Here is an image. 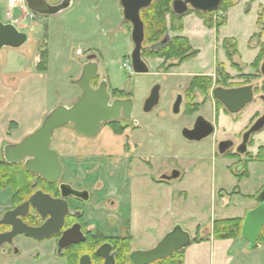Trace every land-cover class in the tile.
<instances>
[{
    "label": "flooded vegetation",
    "instance_id": "obj_1",
    "mask_svg": "<svg viewBox=\"0 0 264 264\" xmlns=\"http://www.w3.org/2000/svg\"><path fill=\"white\" fill-rule=\"evenodd\" d=\"M58 1L59 0H53L52 2L55 3ZM6 8L7 16L10 19L7 18V22L0 20L4 23H12L16 26V22L11 18L14 15H17L18 12L9 4ZM124 21L127 22L125 18ZM127 23L130 25L129 27L132 33V24L129 21ZM16 28L25 32L27 29H20L17 26ZM174 36L184 35L177 34ZM171 37L173 36L168 35L163 40V42H165L163 44H166ZM155 48H157L156 45ZM219 51H216L217 56L215 58L216 61L213 74L188 73L189 75H185L191 77L187 85L184 86L181 82L180 84L174 83V86L178 91L172 103L174 104L179 94L182 95L183 101L179 114L183 113V117L189 122V125H187V122L181 124L180 127V135L184 139L186 138L183 136V129H193L199 116H203L213 127L212 132L203 138L206 139L214 134L216 124L219 125L221 119L225 118V116L233 123H236L241 119V111L247 105L254 102L261 104L259 108H256L248 115V120L244 127L237 133V138H228L219 144H217V142L213 143L209 149L213 154L212 161L214 162L215 158L217 160L219 159L217 158V155L222 157L220 158V161L225 163L223 168L227 169V171L224 172L233 176V179L235 180V184L231 190L221 187L217 192V197H228L230 202L237 197L243 199L247 204L243 210L244 216L234 217H241L244 220L245 215L249 210L259 206L260 201L258 196L264 190V121H261L264 117V74L261 70L264 57L260 61L259 66L256 67L254 66V62L259 55L260 47L259 52L250 64H244L241 62L239 49L237 54L229 57L223 46V42ZM220 53L222 54V58H219ZM130 56L129 59H131ZM144 59L146 61V58ZM161 59H163V61L160 66H162L165 61L164 58ZM175 62H177V60L169 61V63ZM181 65L174 66L173 68H179ZM247 68L254 69L256 72L245 73L242 71ZM172 74L175 73H170L169 75ZM175 75L181 76L184 74ZM195 76H211L213 77V84L209 89L207 96L200 93L198 90L195 91L194 101L191 103H198L200 106L198 110L192 114H188L186 110L191 99L188 90L192 79ZM101 79L102 77H99L98 75L93 79L92 85L97 87ZM107 84L112 100L117 98L132 99L133 91L120 89L123 90L127 96H115L112 93V89L119 88L111 87L108 81ZM249 85L252 86L253 98L238 112L231 111V108H237L238 102L240 101L239 95L225 94L224 102L218 100L213 94V91L217 87L225 90H232ZM161 88L162 86L160 85V97ZM210 100L213 101V105H211V103L208 105ZM210 106L214 109L213 120L209 118ZM201 108L208 111V114H204L202 110H200ZM144 112L146 111L144 110ZM127 120L130 121V124ZM113 122L119 123L123 130L121 132L117 131L116 127L112 125ZM260 122H262V127L248 134L250 129ZM103 126H108L115 135L121 137L123 140V152L100 153L94 155V158L91 160L77 158L71 161L63 160L58 153L60 163L63 167V171L58 181L44 179L41 175L28 170L22 162L15 163L7 161L3 158L1 152L0 171L20 173L17 175H20L22 178L18 181L13 179V176L15 175H0V264H120L121 255L123 254L125 246L116 243L113 239L118 237L123 238L128 234L131 236V241L130 249L125 252V257L128 261L126 264H133L129 258L132 252L137 250H148L134 247L133 237L128 223H125L127 229L124 234L121 235L117 233L119 225L115 224L116 217L113 212V196L121 193H128L130 190V180L126 181L124 185H120V183L118 184V181L117 185H119V187L115 186V182L118 180L119 176H122V174H129L128 176L130 179L132 177H140L144 175L142 172L144 171V167L150 170L148 174L154 183H170L173 180L179 179L182 173L179 171L180 176L172 179H164L163 176H171L172 171L174 170L165 172L162 175H155L156 163H158L156 160L160 158L159 155L168 156V154L158 146L156 138L158 133H153L146 128H142L138 119L133 115V111L131 118L121 115L116 120L104 123ZM100 131L93 137H97ZM145 132L151 135H146ZM188 141L193 142L196 140ZM51 148L53 147L51 146ZM233 160H235V162H232ZM72 162L74 163L72 166L73 169L69 171V167H71L70 163ZM234 163H237V169H233ZM100 168L102 169V172L104 170L103 173L106 174L105 177L101 178L98 174ZM153 171L154 173L152 174ZM246 181H250L252 184V189L249 192L244 189ZM146 186L147 188H151V185ZM72 191H77V194H73ZM37 192L40 193L36 200L40 210H38V207L31 201V198L36 195ZM227 206H229V204H227ZM234 206H237V204H234ZM50 208H52L53 213L49 211ZM117 212H119V210ZM215 220L219 219H214L208 226L211 228L210 233ZM43 226H45V229L38 235L40 238L28 235L21 231L23 227L41 228ZM263 232L264 226L261 229L260 237L257 241V248H262V245L264 244V240H262ZM238 238L242 239L241 231ZM102 246H104L103 249H101L102 254H104L103 257L97 254L98 249ZM176 252L178 251H175L174 253ZM158 261L159 260H156L150 264H157Z\"/></svg>",
    "mask_w": 264,
    "mask_h": 264
},
{
    "label": "rangeland",
    "instance_id": "obj_2",
    "mask_svg": "<svg viewBox=\"0 0 264 264\" xmlns=\"http://www.w3.org/2000/svg\"><path fill=\"white\" fill-rule=\"evenodd\" d=\"M49 1L52 2L53 0ZM255 1L256 2L252 4L253 8L251 11V3H249L250 12H246L248 4L245 5L243 0L239 3L237 1L232 12L230 23L227 24V26L224 25L221 30L222 36H236L238 40V49L242 55L245 54L244 59L246 61H250L251 57L255 55V52L251 51L249 47L251 46L250 44H259V39L257 37L252 36L250 39V36L260 32L257 21L261 11L263 12L262 20L264 22V0ZM103 2L104 9L95 10L91 9L89 5L98 3V0H88V2L87 0L86 2L81 0L79 4L75 3V6H73L71 10L57 16L49 17H42L36 14L33 15L31 12L16 8L18 14L14 15L11 19L16 22V26L20 29L29 27L26 30L29 34V39L19 48L3 47L0 55V62H8V67L12 70H20L22 66L23 69L29 67L30 61L33 59L36 52L39 38L40 42L43 40L39 32H44L46 30L44 26L48 23L51 26L55 25L53 27L54 29L56 26L58 29H61L60 32L56 33L52 41L53 55H55L56 52L62 55L59 60L56 58L55 62L52 64L53 66L51 65L49 70L52 99L57 98L61 103L68 104L71 101V97L77 93V86L72 83V80L76 79L75 76H77L80 69L79 57L81 56L76 54L78 47L85 49L82 55H84L90 47L96 46L101 48L110 62L105 64L100 72L105 74L107 79H111V86L133 91V115L138 119L142 128H146L153 133H158L156 135L158 146L168 154V156L159 155L160 158L156 160L158 163H156L155 175L158 176L160 172V175H162L165 172L178 170L183 174L184 178L183 181H180L181 179L171 181V187L162 185L155 187V189L154 187L152 189L147 188L146 182H140L143 180L139 181L140 184L137 185L138 189L144 186L146 187L140 190L139 193L137 192V203L131 214L133 233L135 235L133 241L134 247L140 249L154 247L157 245L158 241L168 233V229L172 225H180L184 230L193 233L192 237H194V227L196 224H201L202 229V227L205 228L209 226L214 219L241 215L244 208L247 206L243 199L237 197L230 202L228 197H217V192L221 187L231 190L235 184V180L233 176L224 172L227 171V169L223 168L225 163L220 161L222 157L217 155L219 159L217 160L215 158V161H212L213 154L209 149L213 143L217 142V144H219L228 138H237V133L246 124L248 115L256 108H259L261 104L254 102L247 105L241 111V119L236 123H233L225 116V118L221 119L219 125L216 124L214 134L206 139L193 142L184 139L180 135V127L181 124H185L188 121L183 117V113L179 115H174L172 113V101L178 91L174 83L180 84L181 82L185 86L191 76H188L189 74L181 76L175 74H177V72H200L201 69L198 65L202 59H192L186 63L182 69L175 67L168 72H166L162 66H159V61L154 60L157 58L152 57L146 58L150 66L149 73H135L134 70L125 68L123 63L126 59H129V57L125 58V54L120 52V47L108 48L101 41L103 40L102 34L109 31L111 25L110 21L105 18L106 5H108V14H111V22L112 24L114 23L112 26L114 31L117 29V24L121 19L119 15L120 2L119 0L117 2H114V0H102L100 4H103ZM88 3L89 5H87ZM6 4L7 0H0V19L4 22L10 19L7 16ZM78 5L80 6L78 7ZM226 13L227 12L224 13L221 11L217 12L215 13V17H226ZM191 14H195L199 17V15L194 12ZM100 17H102L101 20ZM199 18L203 20L201 17ZM167 19L169 20V15H167ZM238 22L242 23V26H240ZM33 26L35 27L33 28ZM173 34L172 31H169V35ZM215 36L216 33L212 31L210 36H200V34H196L192 38V43L203 50V55L205 53L202 57L211 60V66L215 63V58L217 56L216 48L212 47ZM72 37H75V39L71 40ZM123 39L124 34H118L116 35L115 41L120 42L123 41ZM262 40L264 41V31L262 32L261 41ZM220 49L221 47L219 46V50ZM221 55L220 53L219 58H222ZM242 71L245 73L256 72L251 68ZM170 72L175 74L169 75ZM101 75L99 74V77H101ZM156 84L162 86L160 102L151 112L146 113L143 110L144 102L151 89ZM210 103L213 105L212 100L208 102V105ZM209 109V118L213 120L214 109L211 106ZM200 110H202L204 114H208V111H205L204 108ZM127 122L130 124L129 120H127ZM187 125H189V122ZM145 133L146 135H151L147 132ZM232 162H235V160ZM233 169H237V163L233 164ZM98 172L101 178L106 176V174L103 173L104 170L102 172L101 168ZM245 184L244 189H246L247 192L251 191L252 184L250 181H246ZM149 189L152 191H148ZM183 189L188 190L190 193V198L187 201L184 200L183 193L181 192ZM146 193H148L147 196L144 195ZM170 194H174L172 198L167 197V195L170 196ZM165 199L168 203L173 199L174 202H178V206L168 205ZM161 201L162 206L160 203ZM144 203H146V205H143ZM227 204H229V206H227ZM234 204H237V206H234ZM126 229V224L121 223L117 229V233L122 235L126 232ZM197 236H199V234ZM158 237L159 240H157ZM262 247L263 248H257L253 256H257L258 259H261L263 262L264 244ZM245 256L249 255L247 254ZM243 260L247 264H250L249 260H251V258H243Z\"/></svg>",
    "mask_w": 264,
    "mask_h": 264
},
{
    "label": "crops",
    "instance_id": "obj_3",
    "mask_svg": "<svg viewBox=\"0 0 264 264\" xmlns=\"http://www.w3.org/2000/svg\"><path fill=\"white\" fill-rule=\"evenodd\" d=\"M60 1L61 0H59L58 2ZM80 1L81 0H73V4L68 9L61 12L60 14H63L64 12L71 10L73 6H75V3L79 4ZM101 1L102 0H98V3L94 5L93 4L89 5V3L87 5H89L91 9H95V10L96 9L99 10L101 8L104 9V2L103 4H100ZM117 1L118 0H114V2ZM237 1L239 3L242 0H237ZM243 1L245 2V5L251 3L250 11L253 8L252 4L256 2L255 0H243ZM84 2H86V0H84ZM7 6H8V0L6 7ZM79 6L80 5H78V7ZM234 6L231 7L226 13V18H227V22L225 24L226 26L227 24L230 23V19L232 18V12L233 9L235 8ZM105 11H106L105 18L106 20L110 21L111 25H110V30L102 34L103 40L101 41L108 48L120 47L121 49L120 52L125 54V58H128L133 51L134 43L131 37V31L129 27L130 25L127 22H125L123 18L121 3L119 10V15L121 16L120 17L121 19L117 24V29H115L114 31L112 29L114 23L112 24L110 18L111 14H108L107 12L108 5H106ZM50 16H57V15H50ZM42 17H49V16H42ZM101 19L102 17H100V20ZM238 24L242 26V23L238 22ZM54 26L55 25L51 26L48 23L44 26L46 29V30L44 29L45 30L44 32L48 36V44H49V66L47 71L41 72L36 69L38 63L40 62V55L38 53V45L40 43V38L36 46V52L33 56V59H31L30 65L29 67H26V69H23L22 66L20 70L18 69L12 70L8 67V62H3V63L0 62V154L3 150L4 145L10 143L11 144L18 143L21 140H23L27 135L33 133L37 128H39V126L42 124L44 117L48 114L50 110H52L58 104H63L56 97H55L56 99L51 98V84H50L49 70L51 68V65L55 62L56 58L59 60L60 57H62L60 53L56 52V54L53 55L52 52L53 50L52 41L56 36V33L60 32L61 30L58 29L57 26L54 29L53 28ZM34 27L35 26H33V28ZM222 27L218 31H216L215 28L207 27L203 23V20H201L195 14H191V15L188 14L184 18L183 31L170 35V36H174L177 34L184 35L190 39V42L194 48L199 49L200 53L194 59H199V58L202 59V61L198 65L201 71L195 74H199V73L213 74L215 67V63L213 64V66H211L212 64L211 60L202 57L203 50L192 43V38L196 34H200V36H208V35L210 36L212 31H214L216 33V36L214 38L212 47L216 48V51H219V46L222 47V42L225 38H234L238 42L236 36H232V35L222 36L221 35ZM44 32L42 31L39 32V35L43 37ZM118 34H124L123 41L120 42L115 41L116 35ZM254 34L250 36V39ZM74 39L75 37L71 38V40ZM249 41H248V46H249ZM215 42H216V46H215ZM249 47L251 51L255 52V55L251 57L250 61H246L244 59L245 54L242 55L240 53L241 62L244 64H250L255 58L256 54L259 52L258 45H254L252 47L249 46ZM78 49H81L82 52H85V49H82L81 47H78ZM91 53L97 54L98 72L100 75L102 74L101 77L103 79L107 81L109 80L108 82L110 84L111 79L110 78L107 79L105 74L100 72L104 68L105 64H108L110 60L104 54L103 50L99 47L96 46L90 47V49H88L84 55ZM80 58L81 57H79V59ZM154 60L159 61L160 64L163 61V59L161 58H157ZM188 62H185L178 69H182L185 66V64ZM147 64L149 66V63ZM79 65H80V69L78 71L77 76H75V78L79 77L82 72V63L80 62ZM149 72H150V66H149ZM188 73L192 74L193 72H184V73L177 72V74L179 75L181 74L185 75ZM81 94H82V90L80 89L79 86H77V93H75L74 95L72 94L73 96L71 97V101L68 104H63V105L66 106L72 105L79 98ZM70 125H66L64 127L57 129L52 137L51 146L54 148V150H56L60 154L63 160L71 161L77 158L91 160L94 158V155L96 154L123 152V140L121 139L120 136L115 135L108 126H103L97 137H86L77 134V132H75L73 127ZM70 164L71 167H69L70 168L69 171L73 169L72 166L74 165V163L72 162ZM149 171L150 170L148 168L144 167V171H142L144 175L140 177H132L131 179L128 176L129 174L126 175L122 174V176H119L118 180L115 182V186L119 187V185H117L118 181H119L118 184L120 183V185H124L126 181L130 180L129 181L130 190L128 193H121L113 196V203H114L113 212H114V216L116 217V222H115L116 225L118 224L120 226L121 223L129 224L133 241L135 235L133 233L134 231L131 220V214L137 203L136 194L137 192L139 193L140 191V189L137 188V185H139L140 182H146V185H151V189L153 187L155 189V187L162 185L165 187H171L170 183H154L150 175L148 174ZM153 173L154 171L152 172V174ZM159 174H161V172ZM179 179H181L180 181H183L184 179L183 174H181V177ZM151 189L148 191H152ZM181 192L183 193L184 200L187 201L190 198V193L186 189L181 190ZM144 195L147 196L148 193ZM168 195L167 197L172 198L174 194H170V196ZM165 202L168 205L170 204L171 206L173 205L175 207L178 206V202H174L173 199L171 202L169 201V203L165 199ZM160 203L162 206V201ZM143 205H146V203H144ZM118 210L119 212H117ZM129 216H130V220H129ZM238 216L243 217L244 214L242 213L241 215ZM219 219H223V218H219ZM174 226L175 225L170 226L168 230L169 231L172 230ZM194 230H195L194 237H192L193 233L190 232L192 238H195L198 234L200 237H205V238L200 242H195V243L191 242V244L184 250L183 264H247L243 260V258H248V257L249 259L251 258V260H249L250 264H264V260L262 262L261 259H258L257 256L255 257L253 256V254L256 253L257 249H250L248 242L243 238L216 239L212 235H209L211 234L210 233L211 228L206 226L205 228L202 227L201 229V224H196ZM157 240H159V237ZM247 254L249 256H245Z\"/></svg>",
    "mask_w": 264,
    "mask_h": 264
},
{
    "label": "water",
    "instance_id": "obj_4",
    "mask_svg": "<svg viewBox=\"0 0 264 264\" xmlns=\"http://www.w3.org/2000/svg\"><path fill=\"white\" fill-rule=\"evenodd\" d=\"M154 0H120L123 8L124 18L132 24V41L134 48L131 53V64L135 73H148L149 66L142 55L143 42L145 39V24L141 18V10L149 7ZM222 0H173L172 10L177 15H184L190 10L198 12H213L220 8ZM27 8L41 16L58 15L68 9L73 0H61L58 3H51L48 0H26ZM29 39V34L20 31L12 23H4L0 20V52L3 47L19 48ZM157 46H160L158 44ZM98 56L95 53L88 54L80 58L82 63L81 75L72 80L82 90L79 98L70 106L58 104L44 117L42 124L33 133L27 135L23 140L14 144H6L2 150V156L9 162L24 163L28 170L41 175L44 179L58 181L63 167L60 163L59 154L51 148L54 132L66 125L71 124L78 134L93 137L98 134L104 123L116 120L121 115L131 118L133 111V101L127 99H113L108 90L107 80L101 79L94 87L92 81L99 75ZM264 74V61L261 66ZM214 96L224 101V95H239L240 101L235 109L240 111L253 98L252 86L225 90L217 87L213 91ZM160 99V85L156 84L145 101L144 110L151 111ZM183 97L179 94L173 104V113L179 114L181 111ZM225 102V101H224ZM261 121H264V117ZM262 122L254 125L248 134L262 127ZM212 124L203 116H199L193 129L184 128L183 136L188 140L199 141L212 132ZM180 176L177 170L172 171L171 176H163L164 179H172ZM77 194V191H72ZM37 192L31 201L40 210L36 202ZM40 198V197H39ZM43 199V198H42ZM259 206L249 210L243 220L241 237L245 239L250 249L258 247V238L264 226V190L259 194ZM48 201V200H47ZM53 213L52 208L49 209ZM45 229L26 228L21 231L28 235L38 237ZM192 242L190 232L184 230L180 225H175L153 248L148 250H137L130 254V261L133 264H150L156 260L171 256L175 251L186 249ZM105 246V245H104ZM100 247L97 254L101 257ZM107 264V263H106Z\"/></svg>",
    "mask_w": 264,
    "mask_h": 264
},
{
    "label": "trees",
    "instance_id": "obj_5",
    "mask_svg": "<svg viewBox=\"0 0 264 264\" xmlns=\"http://www.w3.org/2000/svg\"><path fill=\"white\" fill-rule=\"evenodd\" d=\"M172 2L173 0H154L152 4L141 10V18L145 24V39L143 42V57L148 58H156L161 57L164 58V63L162 67L166 72H168L174 66H179L183 62L196 57L199 54V50L194 49L190 41L187 37L184 36H173L171 37L166 44H163V40L169 35V31L178 32L183 31L184 29V18L186 15L191 13H196L201 17L204 21V24L209 28H215L218 31L223 25L226 24V17H215V13L217 12H228V10L233 7L237 0H222L219 10L213 12H198L190 10L188 13L184 15H177L172 10ZM249 11V4L247 5L246 12ZM262 11L258 18V25L260 28V32L253 35V37H257L259 40L258 46L260 47V52L258 57L254 62V66L258 67L260 61L264 57V41H261L262 32L264 31V22L262 20ZM167 15H169V20L167 19ZM128 22V21H127ZM42 41L38 45V53L40 55V62L38 63L36 69L41 72H45L49 66V44H48V36L46 33L43 34ZM160 44V46H157ZM155 45L157 48H155ZM162 45V46H161ZM251 47L254 46L250 44ZM223 46L226 49L229 57L234 56L238 53V42L234 38H225L223 40ZM171 60H177L175 63H169ZM218 70V68H217ZM213 77L211 76H195L192 79V82L189 86V96L191 97L190 103L187 105L186 112L188 114H192L196 110L199 109L200 104H192L194 101L195 91L198 90L200 93L204 95H208L209 89L212 87ZM112 93L115 96H127L123 90L120 89H112ZM112 125L116 127L117 131H122L123 128L119 123L113 122ZM0 154V158H1ZM26 172V171H25ZM20 173H9L0 171V175H15L13 176L14 180L20 181L22 178ZM243 218L241 217H233L226 219L215 220L213 223L211 234L216 239H234L240 236L241 226H242ZM205 237L196 236L192 239V242H200ZM116 243L125 246L123 250V254L121 255L120 264H126L127 258L125 257V252L130 249V241L131 236L128 234L126 237H118L113 239ZM112 240V241H113ZM262 240H264V232L262 235ZM179 259V260H178ZM184 260V249L179 250L174 253L171 257H167L161 259L157 262V264H183Z\"/></svg>",
    "mask_w": 264,
    "mask_h": 264
},
{
    "label": "built area",
    "instance_id": "obj_6",
    "mask_svg": "<svg viewBox=\"0 0 264 264\" xmlns=\"http://www.w3.org/2000/svg\"><path fill=\"white\" fill-rule=\"evenodd\" d=\"M9 2V5L12 7V8H19V9H22V10H25V11H28V8L26 6V0H8ZM34 15V14H33ZM123 66L129 70H131V64L130 62L127 60L123 63Z\"/></svg>",
    "mask_w": 264,
    "mask_h": 264
}]
</instances>
